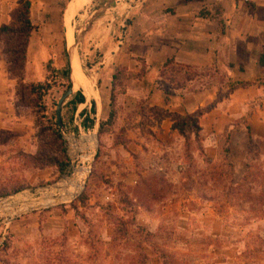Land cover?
I'll return each instance as SVG.
<instances>
[{
    "label": "rangeland",
    "instance_id": "1",
    "mask_svg": "<svg viewBox=\"0 0 264 264\" xmlns=\"http://www.w3.org/2000/svg\"><path fill=\"white\" fill-rule=\"evenodd\" d=\"M107 1L90 0L81 14L67 19L71 1L64 15L66 36L70 25L75 39ZM116 1L104 12L111 14L110 8L116 4H120L119 12L128 10L126 0ZM85 11L86 18L79 23ZM103 14L93 21L95 26L104 20ZM91 29L83 35L77 51L82 74L93 93L74 87L62 76L68 70V58L63 53L51 61L49 72L46 64L39 71L41 77L36 73L37 79L41 78L38 82L48 78L53 84L42 101L45 111L33 106L21 108L18 116L7 118L0 127V195L59 180L62 174L47 165L42 154H58L51 130L56 105L70 84L74 92L61 107L65 153L60 156L66 164L67 158L74 161L65 173L81 166V156L90 159L81 197L79 202L28 214L6 230L0 227V264H264V100L252 103L246 116L232 123L230 133L211 135L217 146L211 150L212 160L202 152L201 141L192 140L179 150L176 142L168 147V143L156 140L150 131L155 126L153 120L137 118L140 108H148L142 102L125 112L116 100L112 107L115 118L108 124L111 86L107 80L115 76L116 95L126 88L121 81L127 76L116 68L99 66L103 53L94 48V36L84 39ZM175 70L170 75L173 78ZM199 77L201 84L209 81L205 72ZM78 91L86 101L72 113L65 105ZM88 108L92 121L81 122L82 126L97 129L95 138H85L86 145H82L91 149L84 151L80 149L83 133L76 130L80 115L88 113ZM249 119L255 122L250 144L246 131ZM138 125L141 138L163 149L159 160L120 148L127 138L139 142L141 138L134 130ZM73 132L76 154L67 153V139Z\"/></svg>",
    "mask_w": 264,
    "mask_h": 264
},
{
    "label": "crops",
    "instance_id": "2",
    "mask_svg": "<svg viewBox=\"0 0 264 264\" xmlns=\"http://www.w3.org/2000/svg\"><path fill=\"white\" fill-rule=\"evenodd\" d=\"M17 1L0 0V27L10 23ZM71 1L30 0V21L36 30L31 33L26 49L24 82L41 81L39 71L65 53L68 46L64 15ZM126 3V12L118 11L120 4L112 5L111 14L104 12L99 27L93 22L91 32L84 37L96 35L94 48L103 53L99 66L116 68L127 76L125 82L121 81L126 88L115 95V100L123 111L134 110L142 102L148 108L179 116L192 115L215 103L198 121L203 153L212 160L211 150L217 149L212 134L230 133L232 123L246 116L252 103L264 100V0H126ZM71 4L67 19L84 11L79 6L70 16L74 8ZM106 13L110 16L106 17ZM86 14L85 11L80 16L79 23ZM107 20L109 24H104ZM169 61L172 65L165 68ZM176 66L183 68V72L169 80V68ZM200 72L207 73L209 81L201 84ZM107 81L111 85L112 77ZM231 83L247 86L227 93ZM15 86L16 81L8 75L0 54V127L15 115L10 102ZM219 94H223L220 100ZM137 118L142 120L139 115ZM254 123L253 119L248 120L250 134ZM134 130L141 138V126ZM235 130L241 132L242 128ZM150 131L156 140L168 143L166 146L176 142L179 150L184 149V139L171 130L168 119ZM136 142L127 138L125 147L120 148L158 160L163 154L160 146H152L146 138Z\"/></svg>",
    "mask_w": 264,
    "mask_h": 264
},
{
    "label": "trees",
    "instance_id": "3",
    "mask_svg": "<svg viewBox=\"0 0 264 264\" xmlns=\"http://www.w3.org/2000/svg\"><path fill=\"white\" fill-rule=\"evenodd\" d=\"M36 28L32 25L30 21V0H18L17 7L10 14V23L8 25H2L0 27V54L4 59L6 64V71L8 75L16 81V86L14 90V96L16 98V102L13 104L14 113L16 116L19 115V110L21 108H29L33 106L38 108L39 111L44 112L45 108L42 106L43 99L47 96V94L53 88V84L49 82L48 78L44 80L43 83H25L24 82V67L26 63V49L28 46V41L30 39V35L34 32ZM66 53V51H65ZM169 65H172V61L167 62L165 64V68ZM51 68V62L47 64L46 71L49 72ZM174 69L177 73L181 74L183 68L180 67H171L169 68V73L166 74H174ZM55 74L54 71H52ZM69 69L62 72V76L68 79ZM168 76V79L173 78ZM164 76V73L162 74ZM166 76V75H165ZM167 77V76H166ZM170 77V78H169ZM115 76H112L111 88H110V97H109V106L110 112L108 114L107 122L111 124L115 118V111L112 108L116 103L115 93L113 89ZM264 85V84H263ZM247 84L245 83H231L228 85L227 93H232L237 88H244ZM67 89H71V85L68 84ZM226 93V94H227ZM225 94V95H226ZM223 95L219 94L218 100H220ZM86 99L82 91H78L73 95V98L67 102L65 105L69 108L72 113H74L77 109L78 105H83ZM215 104V103H214ZM209 106V108L205 111L203 109L196 111L192 115L179 116L173 113H169L167 111L158 109V108H140L139 116L142 120H146L147 117L152 119L154 125L159 128L161 122L163 120L168 119L171 123V130L176 132L180 137H182L186 143H189L191 138H193L194 142L201 141L200 140V127H199V118L206 112L210 111L213 108V105ZM94 107V103L92 104ZM151 116V118H150ZM87 120L84 121V124ZM83 124V125H84ZM248 131V144L251 143V137L249 130ZM52 136V144L56 147V152L58 154L53 153L52 155L45 156L42 154L43 159L46 161V164L49 166L55 167L60 174L65 173V169L69 165V160L67 158V164L64 162L62 155L64 150H62V137L61 131L57 123H54V128L51 130ZM201 143V142H200ZM64 144V143H63ZM124 145H121L125 147ZM203 152V151H202ZM64 156V155H63ZM66 157V156H64ZM22 190V189H21ZM19 190V191H21ZM5 195H0V197H4ZM81 197V196H80ZM79 197V198H80ZM79 198L75 200V202H79ZM145 259V257L140 256Z\"/></svg>",
    "mask_w": 264,
    "mask_h": 264
},
{
    "label": "built area",
    "instance_id": "4",
    "mask_svg": "<svg viewBox=\"0 0 264 264\" xmlns=\"http://www.w3.org/2000/svg\"><path fill=\"white\" fill-rule=\"evenodd\" d=\"M83 113V112H82ZM91 116L88 113L82 116L80 115V126L76 131L79 133L82 132V137L86 136H94L95 131L94 128H86L82 126L81 122L85 120H91ZM84 120V121H83ZM72 138L67 139V153L70 151L72 154H76L78 151L74 144V132L71 133ZM74 144V146H72ZM86 151V150H84ZM70 158V157H69ZM90 159L87 156L80 157L81 166L78 168H73L71 172L64 173L61 175L59 180L44 186H39L35 189H23L14 194H10L8 196L0 197V227L7 229V226L12 222L17 221L18 219L32 214L34 212L46 211L52 208H57L62 205L71 204L75 202L78 196L81 194L84 186V182L88 174L90 173ZM74 161L69 159V167L72 168ZM76 170H84V174L79 177L78 185H80L77 190L73 187L66 188V182L70 181L76 183L77 177L79 176V171ZM76 171V172H75ZM70 190L73 194L69 197H66L65 191ZM45 198L51 202V205L41 207L43 200ZM59 198L67 199L66 202H59Z\"/></svg>",
    "mask_w": 264,
    "mask_h": 264
},
{
    "label": "bare ground",
    "instance_id": "5",
    "mask_svg": "<svg viewBox=\"0 0 264 264\" xmlns=\"http://www.w3.org/2000/svg\"><path fill=\"white\" fill-rule=\"evenodd\" d=\"M77 2V3H76ZM90 2V0H73L72 4H71V7H74L72 8L71 12H70V16H73V14L75 13V11L77 10V8L79 6L81 7H84L85 5H87L88 3ZM93 2V1H92ZM76 6V7H75ZM75 16V15H74ZM73 16V18H74ZM69 26V37L66 36V39H67V46L68 47H71L73 44H74V30L72 29V27ZM71 67H72V75H71V81H72V85L76 88H81L83 89L86 93H88V90L86 88V85H85V81H84V78H82L80 75H79V70H78V63L76 61V58L75 57H72V60H71ZM87 137H91V136H86V137H82L81 141H84V143L82 142L81 143V150H89L91 148L89 147H85L83 145H86L85 144V138ZM83 144V145H82ZM74 145V144H73ZM76 171H79V176L77 177V180H76V183H73V182H66V188L68 189L69 187H73L75 190H77V188L80 186L78 185V182H79V177L81 175V172H82V175L84 174V170H76ZM75 171V172H76ZM65 194H66V197H69L73 194V192H71L70 190H67L65 191ZM59 202H66L67 199L65 198H59L58 199ZM48 205H51V202L48 201L46 198L45 200H43L42 204L40 205L41 207H44V206H48Z\"/></svg>",
    "mask_w": 264,
    "mask_h": 264
},
{
    "label": "water",
    "instance_id": "6",
    "mask_svg": "<svg viewBox=\"0 0 264 264\" xmlns=\"http://www.w3.org/2000/svg\"><path fill=\"white\" fill-rule=\"evenodd\" d=\"M115 0H108L107 3L104 5L103 8L99 9L96 14L94 16H92L90 19H88V21L85 23L87 25V28H82L80 29V34H78L74 41L75 43L71 46V47H67L66 49V55H67V58H68V69H69V80L70 82L71 81V75H72V67H71V60H72V57H75L76 60H77V63H78V70H79V75L84 78V81H85V85L87 87V90L90 92V93H93L92 92V89L90 87V83L85 79V77L83 76L82 74V71H81V68H80V65H79V56H78V51H77V48H78V45L80 44V41L83 37V35L89 31L91 29V26H92V22L98 17L100 16L101 14H103V12L108 8V6ZM73 89L71 87V89L67 90L65 92V94L59 99L57 105H56V110H55V117H56V123L57 125L59 126L60 130H62V124H61V107L63 106L65 100H67L72 94H73ZM96 129H97V126H95L94 128V131H95V135H96Z\"/></svg>",
    "mask_w": 264,
    "mask_h": 264
}]
</instances>
